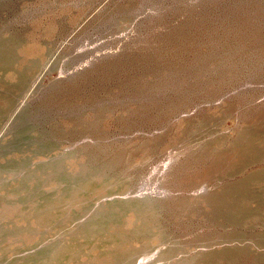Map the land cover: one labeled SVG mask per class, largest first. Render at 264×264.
Returning <instances> with one entry per match:
<instances>
[{
	"label": "rangeland",
	"instance_id": "rangeland-1",
	"mask_svg": "<svg viewBox=\"0 0 264 264\" xmlns=\"http://www.w3.org/2000/svg\"><path fill=\"white\" fill-rule=\"evenodd\" d=\"M0 264H264V0H0Z\"/></svg>",
	"mask_w": 264,
	"mask_h": 264
}]
</instances>
